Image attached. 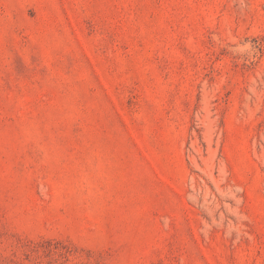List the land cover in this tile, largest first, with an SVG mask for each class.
I'll return each instance as SVG.
<instances>
[{
  "label": "rangeland",
  "instance_id": "374dc122",
  "mask_svg": "<svg viewBox=\"0 0 264 264\" xmlns=\"http://www.w3.org/2000/svg\"><path fill=\"white\" fill-rule=\"evenodd\" d=\"M0 264H264V0H0Z\"/></svg>",
  "mask_w": 264,
  "mask_h": 264
}]
</instances>
